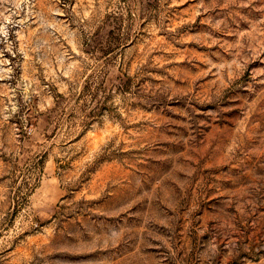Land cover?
<instances>
[{
  "label": "rangeland",
  "instance_id": "1",
  "mask_svg": "<svg viewBox=\"0 0 264 264\" xmlns=\"http://www.w3.org/2000/svg\"><path fill=\"white\" fill-rule=\"evenodd\" d=\"M0 264H264V0H0Z\"/></svg>",
  "mask_w": 264,
  "mask_h": 264
}]
</instances>
